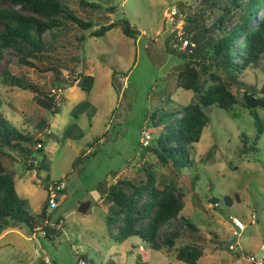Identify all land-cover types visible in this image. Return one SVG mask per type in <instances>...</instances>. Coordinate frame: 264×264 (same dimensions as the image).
<instances>
[{"label":"rangeland","instance_id":"rangeland-1","mask_svg":"<svg viewBox=\"0 0 264 264\" xmlns=\"http://www.w3.org/2000/svg\"><path fill=\"white\" fill-rule=\"evenodd\" d=\"M84 1L96 5L81 6L80 0L62 3L67 12L92 22L93 29H79L65 15L62 27L46 35L51 50L31 59L35 67L22 64L12 51L4 52L0 60V74L8 70L42 96H57L58 113L53 114L37 104L34 91L0 78V111L32 136L33 144H43L47 157V170L32 171L20 152L5 149L0 156L14 173L27 212L37 218L48 202V188L67 184V198L62 204L58 200L57 208H48V223L55 230L52 238L16 227L0 239V264H40L43 257L56 264H78L83 257L94 264H185L174 250L152 251L140 238L119 241L106 221L101 191L120 179H145L151 164L158 182L173 179L185 194L181 215L198 230L185 228L179 245L202 246L205 254L198 264H264V108L210 107V123L190 150V166L179 173L156 165L155 157L142 147L143 130L151 133L150 146L162 132L154 119L178 118L196 97L194 91L178 86L186 60L174 49V36L195 26L209 29L219 14L212 6L216 0ZM0 7L12 6L0 2ZM172 9L178 11L174 24ZM123 21L139 32L135 38L127 37L120 26L104 36H91L102 26ZM79 75L95 78L92 91L78 86ZM241 78L264 99V58L258 69L245 71ZM58 88L63 92L55 94ZM78 158L81 162L73 171ZM211 200H218L217 205ZM234 217L246 225L244 231L232 224ZM179 225L172 222L162 235ZM232 245L235 250H230Z\"/></svg>","mask_w":264,"mask_h":264},{"label":"trees","instance_id":"trees-1","mask_svg":"<svg viewBox=\"0 0 264 264\" xmlns=\"http://www.w3.org/2000/svg\"><path fill=\"white\" fill-rule=\"evenodd\" d=\"M12 7H0V60L6 51L14 52L22 64L35 67L31 61L37 54L51 50L46 35L62 27V17L74 23L79 29L91 30L94 24L67 12L62 0H0ZM80 5L95 7V3L80 0ZM219 14L213 19L212 26L199 30L198 26L187 29V34L196 47L192 54L180 52L185 64L180 69L178 86L195 92L196 97L179 113V117L165 122L161 117L154 119L156 128L162 127L153 146L145 148L156 159V165L174 168L179 173L190 166V150L199 143L205 128L210 123L208 110L218 107L231 111L236 105L250 108L244 92L259 94L241 78L245 71L258 69L264 58V0H216L213 2ZM19 8V9H17ZM215 12V11H213ZM189 22L193 23L192 19ZM196 23V22H194ZM120 26L127 37L135 38L139 32L126 21L110 23L92 31V37L104 36ZM193 31V32H192ZM83 41V37L80 38ZM117 73H113V80ZM12 86L26 91H34L38 105L53 114L58 113L56 95L40 94L36 88L11 75L8 70L0 74ZM78 86L84 91H92L95 78L91 75H79ZM264 93V88L261 90ZM1 109V101H0ZM44 123V122H43ZM45 125L49 128V122ZM258 133L262 126L256 121ZM0 156L5 149L20 152L28 170H47V157L43 144L40 148L32 136L22 133L8 122L0 111ZM36 154L41 156L38 160ZM30 161V164H28ZM32 161H36L37 164ZM81 158L73 163L76 170ZM155 166L146 169V178L140 181L117 180L101 191V199L107 206L106 221L110 230L116 231V238L123 242L137 237L145 242L152 251L163 249L175 251L178 261L185 264H198L205 249L197 244L179 242L185 228L197 231L196 225L181 215L185 208V194L175 180L160 183ZM60 185V184H57ZM49 192V190H48ZM49 199L38 217L30 215L27 201L17 190L15 176L8 171L0 160V229L15 224L25 226L31 233L38 225L46 230V236L52 238L55 230L49 225ZM179 221L180 225L162 235L165 227ZM47 222V223H46ZM21 229V228H20ZM173 229V230H172ZM88 264V259H79L78 264ZM89 264H94L93 262Z\"/></svg>","mask_w":264,"mask_h":264},{"label":"built area","instance_id":"built-area-1","mask_svg":"<svg viewBox=\"0 0 264 264\" xmlns=\"http://www.w3.org/2000/svg\"><path fill=\"white\" fill-rule=\"evenodd\" d=\"M178 15V11L176 9L171 10V24H174V18ZM196 47L195 43H193L190 39V35H187L185 32H178L174 36V49L178 50L182 53H189L192 54L194 51V48ZM63 89L58 88L54 91L55 94L62 93ZM142 147L145 149L148 146H150L151 143V133L147 130H143L142 133ZM42 145L38 144V148H40ZM33 163L37 164L36 161H32ZM40 183L42 182L39 181ZM67 187V184L65 182L61 183L60 185H57V190H54V187L51 186L49 189V204L52 209L57 208V203L59 200V191H64ZM255 222V220L253 221ZM47 223V222H46ZM232 224L239 230L244 231L246 228V225L239 219V218H232ZM35 233H41L42 235L46 236V230L42 227H36L34 230ZM235 235H239L237 232H234ZM235 246H230V250H235ZM252 262H255V259L252 257L250 258ZM40 264H56L53 260H51L48 257H43Z\"/></svg>","mask_w":264,"mask_h":264},{"label":"water","instance_id":"water-1","mask_svg":"<svg viewBox=\"0 0 264 264\" xmlns=\"http://www.w3.org/2000/svg\"><path fill=\"white\" fill-rule=\"evenodd\" d=\"M244 99L247 105L252 109H255L258 107L264 108V99H259L256 96H254V94L246 92L244 93ZM54 190H57V185L54 186ZM61 194H63V191H59V204H62V202L64 201V198L60 199ZM211 202L217 205L218 200H211ZM5 229H6L5 227H2L0 229V235L3 231H5Z\"/></svg>","mask_w":264,"mask_h":264},{"label":"crops","instance_id":"crops-1","mask_svg":"<svg viewBox=\"0 0 264 264\" xmlns=\"http://www.w3.org/2000/svg\"><path fill=\"white\" fill-rule=\"evenodd\" d=\"M115 183V182H114ZM113 183V184H114ZM111 185V184H110ZM48 190H49V188H48ZM49 193V192H48ZM62 198H64V200L67 198V194H66V189L63 191V194H61V196H60V199H62ZM101 201L103 202V200L101 199ZM106 208H107V206H106ZM10 225H12L13 226V228L12 229H5V232L2 234V235H0V239L2 238V237H4V236H6L9 232H11V231H14L15 230V228L16 227H18L17 225H15V224H10ZM9 225V226H10Z\"/></svg>","mask_w":264,"mask_h":264}]
</instances>
